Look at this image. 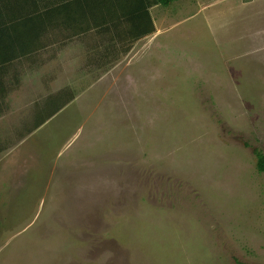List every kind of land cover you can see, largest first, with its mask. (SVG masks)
<instances>
[{
	"label": "rangeland",
	"instance_id": "374dc122",
	"mask_svg": "<svg viewBox=\"0 0 264 264\" xmlns=\"http://www.w3.org/2000/svg\"><path fill=\"white\" fill-rule=\"evenodd\" d=\"M149 13L154 33L127 52L50 33L12 66L0 264H264V0Z\"/></svg>",
	"mask_w": 264,
	"mask_h": 264
},
{
	"label": "trees",
	"instance_id": "16d2710c",
	"mask_svg": "<svg viewBox=\"0 0 264 264\" xmlns=\"http://www.w3.org/2000/svg\"><path fill=\"white\" fill-rule=\"evenodd\" d=\"M175 1L178 0H0V104L2 91L11 84L2 78L10 63L44 51L53 41L48 39L50 33H65L71 39L94 31L121 43L124 53L132 43L154 33L149 9ZM53 100H47L48 112L42 110L44 115L25 130L26 134L55 115L71 97L58 96L54 107ZM253 154L257 171L264 174V153L255 149Z\"/></svg>",
	"mask_w": 264,
	"mask_h": 264
},
{
	"label": "crops",
	"instance_id": "0c3cea01",
	"mask_svg": "<svg viewBox=\"0 0 264 264\" xmlns=\"http://www.w3.org/2000/svg\"><path fill=\"white\" fill-rule=\"evenodd\" d=\"M56 41V38H54L53 39V41L52 42H55ZM49 47V46H48ZM42 53V52H41ZM38 54H40V53H38ZM37 54V55H38ZM37 55H35V56H33V57H31V58H35ZM27 58H25V57H23V58H20V59H17V60H13L11 63H10V67L8 68V70L6 71V73H5V75L2 77L3 79H8L7 77H8V73L9 72H11V78H9V79H12V80H10L11 82L13 81V84L15 83V82H17L18 80H19V78H20V75H19V73H18V71L17 70H14V69H12V66L13 65H19L20 63H23V62H29L28 60H26ZM12 90H9V86L8 87H6L3 91H2V94H4L5 96L6 95H8V93L9 92H11ZM3 101H1V104H0V110L2 111V110H4L3 109ZM1 113V112H0ZM5 150H3L2 151V148L0 147V153H2V152H4Z\"/></svg>",
	"mask_w": 264,
	"mask_h": 264
}]
</instances>
